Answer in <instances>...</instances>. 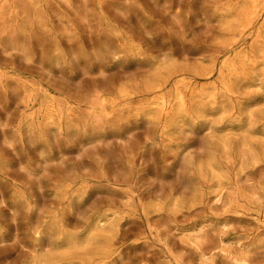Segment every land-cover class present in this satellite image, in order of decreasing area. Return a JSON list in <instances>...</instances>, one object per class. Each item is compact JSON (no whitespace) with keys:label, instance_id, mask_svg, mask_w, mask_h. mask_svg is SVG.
<instances>
[{"label":"rangeland","instance_id":"374dc122","mask_svg":"<svg viewBox=\"0 0 264 264\" xmlns=\"http://www.w3.org/2000/svg\"><path fill=\"white\" fill-rule=\"evenodd\" d=\"M0 264H264V0H0Z\"/></svg>","mask_w":264,"mask_h":264}]
</instances>
